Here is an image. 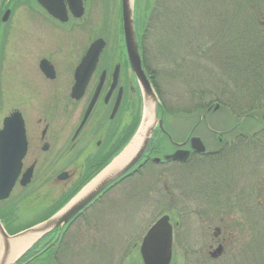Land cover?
<instances>
[{
	"label": "rangeland",
	"instance_id": "rangeland-1",
	"mask_svg": "<svg viewBox=\"0 0 264 264\" xmlns=\"http://www.w3.org/2000/svg\"><path fill=\"white\" fill-rule=\"evenodd\" d=\"M98 2L103 5V10L99 8L93 14V22L87 27L79 28L78 25L58 27L47 19L44 21L45 24L38 26L28 20V14L37 20L40 17L38 10L32 5H27L24 18L20 17V12H17L8 26L1 27L2 30L0 28V125L5 116L16 109L21 110L29 127L30 154L38 153L36 146L39 139L36 129L33 128L34 117L59 115L57 111L51 110L49 105L37 104L35 99V94L45 97L48 93H39L43 83L35 66L37 56L41 52L47 55L52 50L59 51L73 68L85 49H88L98 37H103L108 44L105 65L112 63L114 60L112 55L117 56L120 53L118 46L121 0H97L94 4ZM263 4L264 2L260 3ZM262 10L264 11V5ZM140 11L144 16L142 19L149 25H154L152 32L149 27L146 42V47L150 51V63L151 54L155 62L159 58L157 46L160 45L165 49L163 54L161 52V58L165 57L169 63L168 68L164 70L165 73L169 71L167 75L169 78L163 77L167 85L166 90L170 94L165 100L166 106H170L179 116L186 115V118H176V120L171 115V119L165 121V128L177 137L185 136L192 124L195 121L197 123L198 120L200 123L201 114L207 111L206 109L189 111L192 109L191 103L203 104V101L186 96L188 89L193 87L197 91H200V88L204 90L203 87L212 82L210 81L212 73L206 72L204 66H208L211 70L218 69L219 65H216V61L232 52L233 45L230 42L232 33H236L237 24L243 21L239 18L240 14H235L234 0H151L149 7L145 2L142 3ZM249 16L251 17L252 13L245 12L248 20ZM100 18L103 21L99 20ZM259 24L264 30V14L260 16ZM253 25L257 27L255 23ZM109 56L110 58L107 59ZM185 58L190 59L188 60L190 63L181 68L185 75L183 77L180 75L172 82L175 79L171 78L173 76L171 74L178 70L173 65L174 61L181 62ZM154 66L157 69L161 68L155 63ZM75 105L76 108L72 107L70 114L65 116L69 123L76 122L81 116L78 107L81 105L78 103ZM216 105L219 104L212 105L210 109L213 114L208 115L210 112L205 114L208 115L207 123L197 128V133L208 139L206 143L210 150L217 149L219 144L214 130H218V136L224 137L225 131L241 120L226 108L219 106L220 108L215 109ZM139 112L138 101L135 115ZM256 116L260 123H251L249 119H244L236 130H239L238 128L252 129L253 132L259 130L264 125L261 122L264 111L257 112ZM227 134L225 142L229 140V136H235L237 133ZM247 135H250L249 131ZM49 138L52 140L51 133ZM251 141L250 138L247 141L234 142L231 149L220 156L198 160L191 167L174 168L179 176L187 180L186 188L182 185V190L183 197L189 201L203 203L205 198L198 195L200 190H192V188L198 185L202 187L210 185L222 189V192H218L219 199L235 203L236 239H234L235 245H232L222 257L212 259L206 251L208 245H199L203 236L201 234L207 231L212 233V230L206 225L200 228L198 217L192 215L176 217L173 214L176 217L175 221H179L180 225L174 230L172 264H245L250 254L249 247L260 245V242L254 239L260 238L264 233V211L259 207L264 201L262 185H260L261 179L264 180V150L262 151L264 140L255 138V142ZM58 143L61 144V141ZM236 144L239 146L235 148ZM45 156L48 157V162L45 163L48 168L41 169V173L47 170L52 175L53 184L40 190L33 189V185L21 192L17 188L8 200L0 201V216L6 226L9 225L11 231H19L30 224L48 219L58 208L56 201L70 193L66 192L70 183L56 184L53 181L58 170L69 167V159H58L57 152L53 153L51 150ZM178 168L184 172H177ZM151 172V166L144 168L133 179L125 181L104 195L68 228L64 241H71L74 245L71 244L67 251L65 247L69 245H59L52 257H58L60 262H52L49 259L39 264H143L140 256L142 239L150 226L166 213L162 205H159L156 212L152 206L155 194L156 198L162 195L163 182L159 179L160 173L157 169H154L152 174ZM39 177L38 182L42 183ZM164 177L163 175L162 178ZM151 185L155 194L151 193ZM221 186H224V189ZM243 191L246 195H243ZM47 193L50 195L44 197ZM237 236L241 239L237 240ZM84 242L98 243V245H82ZM43 246L37 245L33 254L41 251ZM1 252L2 248L0 254ZM69 257L71 260H68Z\"/></svg>",
	"mask_w": 264,
	"mask_h": 264
},
{
	"label": "flooded vegetation",
	"instance_id": "flooded-vegetation-1",
	"mask_svg": "<svg viewBox=\"0 0 264 264\" xmlns=\"http://www.w3.org/2000/svg\"><path fill=\"white\" fill-rule=\"evenodd\" d=\"M5 1L1 0L0 3V28L5 25L8 26L17 12H20V17L24 18L27 5H32L38 10L40 17L37 20L28 14V20L33 21L38 26L45 24L44 21L47 19L58 27H71L73 25H78L79 28L80 26L87 27L93 22V14L99 8L103 10V5L100 2L96 5L94 4L97 0H44L54 7L56 13L61 17L59 18L48 12L43 1L7 0L6 3ZM99 20L103 21L102 18ZM85 52L80 56L77 65L80 64ZM123 53L120 56L112 55L114 60L110 65H105L104 52L102 53L85 92L80 98H77L73 92L76 84L77 65L72 68V65L66 62L65 56L55 50H52L47 55L41 52L37 56L35 66L43 83L39 93H48L45 94V97L35 94V99L37 104H47L51 107V110L57 111L59 115L50 114L51 117L49 115H36L34 117L33 128L36 129L39 139V143L36 146L37 154H30L31 141L28 132L29 127L25 119L29 146L16 187L19 186L21 189H26L28 188L27 186L33 185V189L40 190V188L53 184L52 175L47 170L41 173V169L48 168L45 164L48 162V157L45 155L50 150L53 153L54 151L55 153L57 152L58 159H69V167L58 170L53 179L56 184L61 182L70 183V187L66 192L71 191L73 186L83 182L87 177L88 170L89 172L96 171L105 160H108L117 151V148L122 144V136L133 124V116L138 107V99L140 97L137 79L131 69L126 66L129 62L126 54L124 53L123 55ZM43 60L48 61L44 67L46 68L47 66L46 70L47 72L50 71L49 73L45 72L42 67ZM48 66L51 67V70ZM93 101L94 107L87 120L83 123L85 114ZM77 103L81 105H77L81 116L78 117L76 122L69 123L66 121L65 116L70 114L72 107L76 108L75 104ZM200 125L198 124L197 128ZM186 132L185 136L177 137L166 129L154 136L137 170L131 175L136 174L144 166L151 163V174L154 169H157L160 173L159 179L163 182L160 198H156L155 191L151 185V193L155 194L152 202L155 212L158 211L159 205H162L166 210V213L162 216L168 215L170 219L190 215L200 218V228L206 225L208 229L212 230V233L211 231L203 232L199 245H208L206 251L209 256H212L213 251L219 246L223 247L224 252L229 245H235V203L219 199L217 197L218 192H222V189L219 186L212 187L210 185L205 187L198 185L192 188V190H200L198 195H202L201 198H205L203 203L198 199H196L199 201L198 203L189 201L183 197L182 190V185L186 188L187 180L183 176H179L174 171V168L177 166L191 167L198 160L214 158L224 154L237 141L246 140V131L227 130L223 135L224 137L218 136L217 133L214 134L219 139L218 148L215 150L208 148V139L198 133L196 134V129ZM50 133L53 141L49 138ZM227 133H237L238 135L229 136V140L225 142ZM195 137L201 138L205 145L206 151L204 153L194 149L192 143ZM59 141H61V144L58 143ZM57 149L59 150L57 151ZM181 150L189 152L186 159H167V156H172ZM29 170H33L31 182L23 187L20 184V179ZM176 171L184 172L180 168ZM163 175L165 176L164 178H162ZM38 177L42 183L38 182ZM151 182L154 183V180L151 179ZM222 188L224 189V186ZM49 195L50 193L44 194V197ZM231 196L233 195L231 194ZM179 225V221H174V230ZM71 244L74 245L70 241H54L50 245ZM82 245H98V243H84Z\"/></svg>",
	"mask_w": 264,
	"mask_h": 264
},
{
	"label": "water",
	"instance_id": "water-1",
	"mask_svg": "<svg viewBox=\"0 0 264 264\" xmlns=\"http://www.w3.org/2000/svg\"><path fill=\"white\" fill-rule=\"evenodd\" d=\"M45 6L49 11L56 14V11L53 7L46 4ZM122 14L127 55L130 61L131 69L133 70L140 84L144 99L145 111L141 127L139 128L137 134L119 156H121L125 152V150H127V148L136 140L141 130L145 129L143 139L136 152L128 159V161H126V163H124L120 168L115 169L114 172L107 173L105 176L98 178L113 164L112 162L83 191H81L74 199H72L69 204H67V206H65L60 212H58L47 221L35 225L34 227H31L15 235H10L7 233L0 220V239L3 245V253L0 256V264H8V257L14 252L18 253L16 251V245H20L19 243L21 241L22 245H26L25 243H28V241L24 243V241L21 239L25 237L28 232H31L35 236L36 234L42 236L54 229L61 230L85 207H87L98 195H100L114 182L124 177L145 153L157 126L159 125L161 129L163 128V119L159 116V97L142 66L139 43L136 34L135 0H122ZM105 46L106 42L104 39L99 38L95 40L89 47L82 62L78 66L76 71L77 83L74 88V94H76L77 98H80L83 95ZM47 63L48 62L46 61L42 62V67L45 72H47V66L45 68L44 65H47ZM48 67L51 70V67ZM92 106L93 103L89 107L84 121L90 114ZM27 145L28 142L23 115L20 111H14L11 115L7 116L3 120V126L2 128H0V200L7 199L10 196L19 178L22 170L23 158L27 153ZM192 145L198 152L206 151L203 142L198 137L193 138ZM188 154V151L181 150L177 151L172 156H167V159H186ZM31 177L32 171L29 170L28 173L24 174L21 180V184H28L31 180ZM92 184L93 187L88 188ZM34 237L30 241H33ZM30 246L28 248H30ZM28 248L22 249V253L16 256L15 260L9 264H17V261L21 258V256L26 252ZM172 249L173 228L169 222V217L163 216L150 228L143 240L141 246V254L144 263L170 264L173 255ZM221 252L222 247H219L212 253V256L217 257L219 254H221Z\"/></svg>",
	"mask_w": 264,
	"mask_h": 264
},
{
	"label": "trees",
	"instance_id": "trees-1",
	"mask_svg": "<svg viewBox=\"0 0 264 264\" xmlns=\"http://www.w3.org/2000/svg\"><path fill=\"white\" fill-rule=\"evenodd\" d=\"M144 2L149 7L151 0H138V40L143 56V63L146 68L149 69L151 82L154 85L161 100L160 114L164 119L167 120L171 115L178 114L176 111L172 110L170 106H166L167 104L165 101L169 98V93L166 90L167 85L163 77H167V75H169V71L166 73L164 71L165 68H168L169 63L165 57L161 58V52L163 54L165 50L162 48L163 45L157 46L160 56L158 59H156V62L151 54L150 63V51L146 47V42L149 35V27L151 28L152 32L154 25H149V23H146L145 20L142 19L144 16L141 14L140 7ZM262 2H264V0H234L235 14H240L239 18L241 21H243V23L239 22L236 26V33H232V40L230 41L233 45L232 52L230 54H225L222 59L220 58L216 61V65H219L217 70H211V68L208 66H204L205 70H207L206 72L211 71L210 73H212V77L210 78V81L212 82L203 87L204 90H202L200 86V91H197L193 87L188 89L186 96L189 95V97L194 100L200 99V101H203V104H197V102L196 104L191 103L192 109H189V111H193L195 109H207L215 104H219L221 107L228 109L229 112L237 118L249 116L253 117V115H257V112L264 111V30L261 29V24H259V18L264 14V11L262 10V6L264 4L260 5ZM245 12H248V14L249 12L252 13V16H249V20L245 17ZM253 23H255L257 27H255ZM151 24H153L152 17ZM120 40L121 44L118 46V49H123L124 51L125 46L123 30L121 32ZM188 60L190 59L185 58L181 62L174 61L173 65H175L178 70L171 74L173 75L171 78L175 79L172 82L176 81L177 77L180 75L181 77L185 75V73L181 71V68L186 67L190 63ZM154 63L157 67L158 65L161 66V68H155ZM168 78L169 77H167V79ZM139 118L140 112L132 120L133 124L129 127L127 131L128 134L124 136L123 141L128 140L133 135L139 124ZM255 138L264 140V126L253 133L251 140L254 141ZM122 145H120L118 148H121ZM263 150L264 149H262V151ZM103 166L104 164L94 174H92L88 180H90ZM260 183V185H262L261 191L264 194V180L261 179ZM259 190L260 186L258 191ZM259 207H261L262 211H264V201L259 204ZM263 239L264 233L260 236V238L254 239L255 241L260 242V245H251L249 247L248 251L250 254L248 256V260L245 261V264H264ZM36 248L37 245L29 250L19 260L18 264H39L44 261L46 262L49 259H53L52 249L42 253L38 257H35V254L33 253L35 252Z\"/></svg>",
	"mask_w": 264,
	"mask_h": 264
},
{
	"label": "bare ground",
	"instance_id": "bare-ground-1",
	"mask_svg": "<svg viewBox=\"0 0 264 264\" xmlns=\"http://www.w3.org/2000/svg\"><path fill=\"white\" fill-rule=\"evenodd\" d=\"M135 6H136V3H135ZM145 134V129H142L140 134L137 136L136 140L127 148V150H125V152L119 156L118 158L115 159V161L113 162V164L105 171L102 173V175H100L98 178L102 177V176H105L107 173H111V172H114L115 169L117 168H120L124 163H126V161H128V159L136 152V150L138 149L142 139H143V136ZM93 187V184L90 185L88 188H91ZM31 232H28L25 237L21 238L24 243L26 241H28V243H25L26 245H22V241L19 243L20 245H16V251L18 253H14L12 255H10L7 259V263H11L15 260L16 256H18L19 254L22 253V249H25V248H28L31 244V239L35 236L34 234H30ZM39 234L34 237V239L36 237H38ZM3 245H1V241H0V251H1V248H2ZM21 251V252H20ZM3 252H1L0 255H2ZM1 259V257H0Z\"/></svg>",
	"mask_w": 264,
	"mask_h": 264
}]
</instances>
